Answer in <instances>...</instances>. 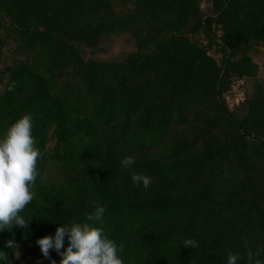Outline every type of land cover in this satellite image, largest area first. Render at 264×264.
<instances>
[{"label": "trees", "instance_id": "trees-1", "mask_svg": "<svg viewBox=\"0 0 264 264\" xmlns=\"http://www.w3.org/2000/svg\"><path fill=\"white\" fill-rule=\"evenodd\" d=\"M203 1L0 0V65L6 44L16 55L0 68V139L31 113L43 153L20 213L28 228L0 230L9 263L18 252L51 261L36 240L85 221L93 200L123 264H226L229 252L264 261V84L242 116L224 99L232 75L256 74L248 52L264 45V0H206L208 11ZM121 31L136 46L124 58L82 55L80 45ZM52 167L61 181L43 180ZM133 171L150 186L134 185Z\"/></svg>", "mask_w": 264, "mask_h": 264}, {"label": "clouds", "instance_id": "clouds-1", "mask_svg": "<svg viewBox=\"0 0 264 264\" xmlns=\"http://www.w3.org/2000/svg\"><path fill=\"white\" fill-rule=\"evenodd\" d=\"M15 84H11L8 91H13ZM33 116L25 114L12 123L0 139V230L11 231L14 226L28 228L29 221L20 214L34 199L35 182L39 172L37 169L38 158L43 153L35 146L33 137ZM136 160L125 156L121 160L124 168L134 167ZM131 179L134 185L143 184L148 188L152 178L143 173L133 171ZM94 211L86 213L83 222L71 221L70 224L58 226L54 236L45 235L36 240L43 257L50 259L51 264L57 261L51 259L50 251L55 250L61 257L59 264H123L118 253L123 252V246L109 238L103 227L105 208L97 201H90ZM99 222L100 226H96ZM67 239V247L64 241ZM184 247L198 248L199 243L192 238L183 240ZM8 248H18L13 240L6 242ZM264 248L256 251L259 256ZM253 256L248 253L249 259ZM18 257V256H17ZM241 257L229 252L226 264H238ZM0 260L9 264L7 255L0 251ZM254 264H264L256 259Z\"/></svg>", "mask_w": 264, "mask_h": 264}, {"label": "rangeland", "instance_id": "rangeland-1", "mask_svg": "<svg viewBox=\"0 0 264 264\" xmlns=\"http://www.w3.org/2000/svg\"><path fill=\"white\" fill-rule=\"evenodd\" d=\"M201 9L208 11L210 9V3L206 0L203 1L201 3ZM193 37L198 40L201 45L205 44L202 34H196ZM80 46L82 55L85 58H92L95 60H119L136 49L132 34L128 31H121L103 36L98 44L92 47L85 45ZM209 53L219 61L221 53L216 52L214 49H210ZM248 53L250 54L253 62L257 64L255 76L239 77L237 75H232L229 89L224 93V99L227 106L239 116L244 115L246 112L244 102L246 98L251 95L254 89V82L258 81L264 84V45L255 44ZM15 58L16 55L13 54L10 44H6L3 50L0 68H3L6 64L11 63ZM3 82L4 79L0 80V90L3 87ZM50 144H52L51 141ZM42 178L45 181L62 180L58 171L53 167L49 168V170L43 174ZM9 264H51V261L43 259L28 260L18 252L14 255Z\"/></svg>", "mask_w": 264, "mask_h": 264}]
</instances>
